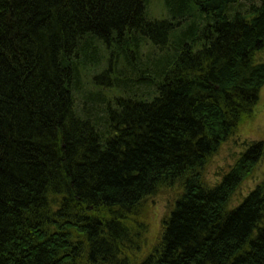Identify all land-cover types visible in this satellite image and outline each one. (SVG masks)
<instances>
[{"label": "trees", "instance_id": "obj_1", "mask_svg": "<svg viewBox=\"0 0 264 264\" xmlns=\"http://www.w3.org/2000/svg\"><path fill=\"white\" fill-rule=\"evenodd\" d=\"M261 53L264 0H0V264H264V183L232 206L263 144L205 178Z\"/></svg>", "mask_w": 264, "mask_h": 264}, {"label": "rangeland", "instance_id": "obj_2", "mask_svg": "<svg viewBox=\"0 0 264 264\" xmlns=\"http://www.w3.org/2000/svg\"><path fill=\"white\" fill-rule=\"evenodd\" d=\"M160 7L157 6L154 14L160 15ZM257 60L264 62V53L258 55ZM253 142L262 143L264 146V88L260 93L259 103L255 107L252 118L243 124L238 133L228 140L218 154L209 163L205 178L210 185L220 182L222 177L229 172L245 152L247 145ZM264 183V157L257 165L252 177L240 188L233 198L232 206L238 205L255 187ZM179 193L175 189L165 190L144 202L143 215L140 220L145 224V236L143 237L142 253H138L141 259L158 244L162 234L163 221L168 215L170 208L178 198Z\"/></svg>", "mask_w": 264, "mask_h": 264}]
</instances>
